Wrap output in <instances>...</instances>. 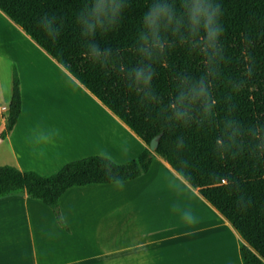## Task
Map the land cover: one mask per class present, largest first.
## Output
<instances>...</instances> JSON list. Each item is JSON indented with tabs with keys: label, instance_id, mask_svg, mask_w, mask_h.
<instances>
[{
	"label": "crops",
	"instance_id": "obj_1",
	"mask_svg": "<svg viewBox=\"0 0 264 264\" xmlns=\"http://www.w3.org/2000/svg\"><path fill=\"white\" fill-rule=\"evenodd\" d=\"M14 68L22 111L13 132L2 138ZM80 100L88 109H78ZM54 130L59 134L51 143L35 142L41 131ZM145 148L0 11V167L48 176L101 150L127 164ZM173 178L185 185L179 195L170 187ZM175 204L191 210L197 223L186 224L173 210ZM60 207L69 231L39 200L0 198V264H243L237 231L157 154L150 171L125 182L122 190L112 184L74 187L61 197Z\"/></svg>",
	"mask_w": 264,
	"mask_h": 264
},
{
	"label": "trees",
	"instance_id": "obj_2",
	"mask_svg": "<svg viewBox=\"0 0 264 264\" xmlns=\"http://www.w3.org/2000/svg\"><path fill=\"white\" fill-rule=\"evenodd\" d=\"M88 0H0V11L47 55L65 69L88 92L110 110L146 145L143 152L115 171L133 181L147 174L155 154L178 171L181 161H187L186 175L191 187L214 207L237 231L242 239L240 255L243 264H264V157H253L244 151L239 156L220 158L214 152L218 130L211 126L167 127L158 115L159 108L141 107L138 96L129 90L119 63L132 67L138 57L135 40L142 26V17L150 0H130L117 26L96 39L102 46L119 49L122 60L106 67L94 63L85 55L83 38L77 17ZM225 62L221 77L215 82L217 100L215 120L231 115L245 125L264 123V0H221ZM55 15L62 22L59 39L52 42L38 26V19ZM201 57L188 48L177 45L163 60L155 64L153 87L167 103L175 93L173 76L187 72L202 74ZM228 82L238 85L236 90ZM231 96V104L225 98ZM231 109V111H230ZM22 97L16 68L8 107L7 125L2 138L10 135L21 115ZM160 136L156 153L150 150L152 140ZM183 137L185 147L178 151L177 137ZM141 169L143 174L138 172ZM111 184L100 168L97 156L67 163L53 175L42 176L24 172L15 166L0 167V198L27 195L39 200L53 212L57 223L66 231L60 199L74 187ZM243 199V207L237 201Z\"/></svg>",
	"mask_w": 264,
	"mask_h": 264
},
{
	"label": "clouds",
	"instance_id": "obj_3",
	"mask_svg": "<svg viewBox=\"0 0 264 264\" xmlns=\"http://www.w3.org/2000/svg\"><path fill=\"white\" fill-rule=\"evenodd\" d=\"M129 6L130 0H88L81 9L77 24L85 55L94 63L106 67L122 60L119 49L102 46L96 37L98 33L106 34L114 29ZM222 16L221 0H150L135 40L137 63L132 67L119 63V71L124 75L129 90L138 96L141 107L148 110L159 108L158 115L167 127H189L194 123L201 127L211 126L219 133L213 149L218 157L235 158L244 151L253 157H264V123L245 125L231 115L219 122L215 120L217 100L213 89L221 77V67L225 62ZM62 25V20L55 15L45 14L38 19V26L52 42L59 39ZM177 45L188 48L202 58V74L175 73V93L164 103L153 87L155 64ZM228 86L233 90L238 88L235 82H228ZM225 103L231 104L230 95L225 98ZM58 134V130L41 131L34 139L37 144L51 143ZM175 143L178 151L184 149L182 136L177 137ZM97 158L109 182L117 190H122L126 178L115 171L119 167L118 161L106 150L99 151ZM186 168L187 161H181L178 171L190 182V177L184 171ZM138 172L143 174L141 169ZM170 187L179 195L185 185L173 178ZM244 203L241 198L237 206L243 207ZM173 210L180 214L186 224L197 223L191 210L182 209L179 204H175Z\"/></svg>",
	"mask_w": 264,
	"mask_h": 264
},
{
	"label": "rangeland",
	"instance_id": "obj_4",
	"mask_svg": "<svg viewBox=\"0 0 264 264\" xmlns=\"http://www.w3.org/2000/svg\"><path fill=\"white\" fill-rule=\"evenodd\" d=\"M35 58H37L38 59V57H35ZM42 64V63H41ZM49 77H50V74H49V72L46 70L45 71V78H47V79H49ZM52 87L54 88V90H55V92H57L56 90L58 89L57 88V84H56V82H53V85H52ZM58 93V92H57ZM66 96H64L63 97V99L65 100L66 98H65ZM68 100V99H67ZM74 98H72L71 99V102H72V104L74 103ZM76 104L77 105H80L79 107H78V109H82V110H86V109H88V106H87V104L84 102V101H76Z\"/></svg>",
	"mask_w": 264,
	"mask_h": 264
},
{
	"label": "water",
	"instance_id": "obj_5",
	"mask_svg": "<svg viewBox=\"0 0 264 264\" xmlns=\"http://www.w3.org/2000/svg\"><path fill=\"white\" fill-rule=\"evenodd\" d=\"M159 140H160V136H157L155 137L152 142H151V145H150V150L153 152V153H156L157 149H158V146H159Z\"/></svg>",
	"mask_w": 264,
	"mask_h": 264
}]
</instances>
